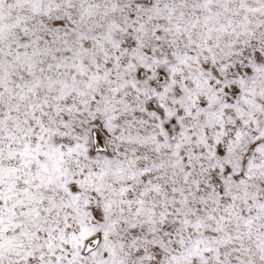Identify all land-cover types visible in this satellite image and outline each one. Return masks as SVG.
<instances>
[{
	"label": "snow or ice",
	"instance_id": "6c2138e0",
	"mask_svg": "<svg viewBox=\"0 0 264 264\" xmlns=\"http://www.w3.org/2000/svg\"><path fill=\"white\" fill-rule=\"evenodd\" d=\"M0 264H264V0H0Z\"/></svg>",
	"mask_w": 264,
	"mask_h": 264
}]
</instances>
